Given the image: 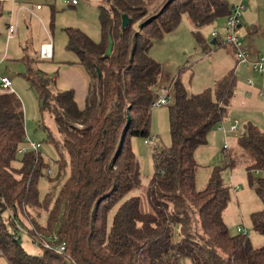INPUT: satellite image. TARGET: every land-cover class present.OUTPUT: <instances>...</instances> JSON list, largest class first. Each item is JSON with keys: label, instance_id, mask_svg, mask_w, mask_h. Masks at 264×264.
I'll use <instances>...</instances> for the list:
<instances>
[{"label": "trees", "instance_id": "trees-1", "mask_svg": "<svg viewBox=\"0 0 264 264\" xmlns=\"http://www.w3.org/2000/svg\"><path fill=\"white\" fill-rule=\"evenodd\" d=\"M3 6L0 1V17ZM54 10L49 4L45 29L51 40ZM96 11L97 41L77 27H62L64 50L71 59L53 61V41L51 56L40 57L45 36L32 55L27 53L29 34L20 47V75L35 94L46 142L55 156L53 170L39 151L40 142L36 150L18 152L27 145L22 104L14 91H0V256L8 264H180L183 258L190 264H264V244L253 247L244 228L245 233L237 227L230 234L223 220L231 195L223 172L243 165L261 202V209L250 214L251 227L264 237V131L243 125L231 150L222 149L224 159L204 166V186L195 184L200 167L196 150L207 144L208 134L227 113L233 73L197 93L186 89L179 72L174 76L163 106L170 145L151 148L154 173L144 187L130 144L131 137L142 138L144 144L149 138L148 147L156 140L150 137V125L161 66L148 53L151 44L172 31L182 15L203 44L200 30L224 20L228 2L98 0ZM122 14L129 18L123 29ZM108 38L112 46L106 55ZM65 66L77 67L86 80L82 108L72 88L56 86ZM43 177L48 186L40 198L38 181ZM21 232L40 249L38 254L25 252ZM52 234L54 241L47 239ZM39 239L63 243L65 251L44 248Z\"/></svg>", "mask_w": 264, "mask_h": 264}, {"label": "rangeland", "instance_id": "rangeland-1", "mask_svg": "<svg viewBox=\"0 0 264 264\" xmlns=\"http://www.w3.org/2000/svg\"><path fill=\"white\" fill-rule=\"evenodd\" d=\"M0 1L4 5V12L0 17V58L6 53V58L0 59V76H7L9 78L14 93L21 101L24 114L25 135L31 140L41 143L39 151L44 157V160L47 161L49 169L53 170L55 156L51 146L46 142V133L40 123V114L37 108L35 94L29 88L26 80L20 75L24 70V65L18 61V58L21 56L20 47L24 44L29 34L31 41H28L27 53L29 55L33 54L32 51L37 48L38 43L44 39V36L46 37L44 27L48 25L50 20L49 4H53L55 9L53 11V28L52 30L49 29L52 33L53 41L52 60L57 61L64 57V59L70 57L71 53L64 50L62 27H77L84 33H94L99 38L96 11L98 0H78L76 8L62 6L60 0H30L32 2L20 0ZM35 1H41L43 3L42 9L37 11V16H29L26 11L20 10L15 33L17 35L14 36L15 38L13 37V39L11 38L6 42L3 35L7 12L11 10L14 13L18 6H32L30 3ZM226 1L231 5L238 0ZM244 4L245 9L241 15V22L244 19L245 24L250 22L257 23L258 19L263 18L264 1L246 0ZM245 12L247 13L248 19L244 15ZM22 18L25 20L26 25L23 24ZM25 26L27 28L24 30ZM82 28L86 29V32ZM222 28L223 19H218L211 25L205 26L201 32L205 40L201 44L195 40L190 26H188L186 20L182 19L181 16L178 25L172 31L165 33L160 39L155 40L149 47L148 53L154 60L161 64V70L167 76H165L167 80H170L173 75L176 76L179 72L180 80L190 92H194L195 86L198 85H204L200 88V91L206 88H212L216 79L219 80L227 75L221 70L220 72H223L224 75L222 74V76L216 79L214 78L213 80L209 79L212 74L216 75V73H220L218 72L220 62L216 58L218 56L220 57V55L223 58L225 55L231 57L230 51L232 52V47L229 44L216 42L211 45L209 43L211 33L217 31L218 34H221L223 31ZM247 40L255 45L259 51H264V29L262 35H258L256 38L255 36L252 37V35H249ZM241 41L247 44L243 39ZM218 51L220 53L215 56ZM45 64H49V60ZM246 75L250 77L251 86L244 84L242 76L240 77L239 83L244 85H241L242 87L239 86L240 88L238 89H234V94L230 102V107L232 105L234 108L232 111L229 108L221 122L210 131L207 136V144L196 150V161L200 166L195 179L196 188L198 189H201L206 181L207 171L204 166L220 162L224 159V155L222 154L224 140H226L229 147L226 151L231 150L235 135L232 132L229 133L228 129L234 120H237L241 127L247 123H251L264 131V77L253 72ZM246 79L243 77L244 81ZM235 83L238 86V82ZM58 84L62 85L60 81L57 82L56 80V86ZM167 86V84L164 85V87ZM160 87L163 88L161 79L158 82V92ZM260 93L263 94V97H259ZM44 124L51 127V123H48L45 118ZM219 126L223 127L224 132L218 129ZM241 127L238 133L241 132ZM151 136H155L156 140H152L154 142L149 147L143 143L142 138H130L131 149L139 165L141 187L146 185L154 173L150 154L151 148L154 145L163 147L170 145L166 107H155L152 109ZM242 167L243 165H237L233 170L230 171L227 169L223 172L224 181L229 185L231 192L230 200L223 212V220L230 234H236L237 227L244 228L250 244L253 247H260L264 244V237L252 229L250 214L261 209V202L255 195L253 189L249 187ZM47 186L46 177L38 181L40 198H43L46 193ZM138 193L142 194L143 191L140 190ZM140 197L141 203L143 204L145 198ZM20 243L25 252L29 254H38L40 252V249L30 241L24 232L20 233ZM0 264H8L2 256H0ZM180 264H190V262L187 258H183Z\"/></svg>", "mask_w": 264, "mask_h": 264}, {"label": "built area", "instance_id": "built-area-1", "mask_svg": "<svg viewBox=\"0 0 264 264\" xmlns=\"http://www.w3.org/2000/svg\"><path fill=\"white\" fill-rule=\"evenodd\" d=\"M62 4L65 6H74L77 4L78 0H60ZM245 0H238L237 2L229 5V12L224 17L223 20V28L222 33L218 34L217 31H213L210 35L211 39H216L220 43L229 44L232 47L233 54H234V70L237 67L243 66L248 68L249 70L263 75L264 76V52L260 53H252L249 47L241 41V37L239 34V28L241 25V15L245 9ZM41 5L39 3L33 4L32 6H18L14 13L10 10L7 12V20L4 23L5 29V39L8 41L9 39L13 38L16 33L17 22H18V13L20 10L26 11L31 16H37V11L40 9ZM45 28V27H44ZM46 40L41 42L39 45V56L42 58H49L52 52V40L50 34L46 31ZM247 84L251 85L250 80H247ZM0 91L4 92H13V88L11 87V82L7 76H0ZM171 96L170 87H160L158 96L156 97L152 107H163L167 105L169 98ZM237 121H233L230 125L228 131L229 133L232 132L234 135L238 133L241 126H238ZM219 130L224 132L223 127L219 126ZM155 137V136H153ZM26 144L18 149L19 153H23L27 147L32 150H36L39 147V143L30 140L28 137L25 138ZM145 144H149V138L144 140ZM223 149H228V144L226 140H224ZM49 174V170H47ZM253 174L257 175L258 171H253ZM11 217V215L9 214ZM242 230V233H245V230L241 227H238L237 230ZM14 234V238L17 235ZM48 240L54 241L56 236L54 234L48 236ZM38 244L44 248L54 249L56 252H64V244L57 243L51 244L49 241L45 239H39Z\"/></svg>", "mask_w": 264, "mask_h": 264}, {"label": "crops", "instance_id": "crops-1", "mask_svg": "<svg viewBox=\"0 0 264 264\" xmlns=\"http://www.w3.org/2000/svg\"><path fill=\"white\" fill-rule=\"evenodd\" d=\"M20 1H28V2H32V1H30V0H20ZM246 1V0H245ZM259 1V0H258ZM262 1H264V0H262ZM36 3H39V4H43L41 1H35V2H33V3H30L31 5H33V4H36ZM62 6L64 5V4H61ZM77 5H78V2H77V4L75 5V6H67V7H70V8H76L77 7ZM65 6V5H64ZM42 9V8H41ZM244 15H246V18L248 19V17H247V13L245 12V14ZM244 18V17H243ZM182 19H185L186 20V22H187V24H188V26H190V24H189V19L187 18V16L186 15H182ZM219 19H222V18H219ZM218 20V19H217ZM216 20V21H217ZM209 26V25H208ZM207 27V26H206ZM204 28V27H203ZM203 28L200 30V36H201V38L203 39V41L205 40L204 39V35L201 33L202 32V30H203ZM84 31L86 30V29H84V28H82ZM190 29H191V27H190ZM263 29H264V16H263V18L262 19H258L257 20V23H252V22H250V23H248V24H245L244 23V19H243V22H241V25H240V28H239V34H240V37H241V40L243 39L244 41H246L247 42V46L249 47V49H250V51L252 52V53H260L261 51H259L256 47H255V45H253L252 43H250V42H248V40H247V37L249 36V35H252V37H254L255 36V38L256 37H258V35L260 36V35H262L263 34ZM5 32V31H4ZM86 32V31H85ZM5 34V33H4ZM91 39H93L94 41H97L98 40V37H97V35L96 34H94V33H91V34H87ZM192 36V35H191ZM210 39V44L211 45H213L215 42L213 41V40H215L216 42H219L218 40H216V39H211V38H209ZM6 40V39H5ZM44 41V40H43ZM42 41V42H43ZM7 42V41H6ZM252 42H253V39H252ZM248 43H250V44H248ZM218 46V45H217ZM205 50H207V49H205ZM204 50V51H205ZM155 52H156V50H154ZM264 52V51H263ZM218 53H220V51H218L216 54H215V56L216 55H218ZM230 54H231V57L230 56H226L225 54V56H224V58L222 57V55H220V57L218 56L216 59L220 62V65H219V67H220V69H219V71L218 72H220L221 70H223V72L224 73H233V76H234V87H233V92H234V89H238V88H240L239 86H241V85H244V84H247V80H250V77L248 76V75H246V74H250V73H252L253 71H251V70H249L248 68H245V67H243V66H239V67H237L236 68V70H234V54H233V50H232V52L230 51ZM4 55V54H3ZM5 55H6V53H5ZM65 58V57H64ZM64 58H62V59H64ZM68 58H72L71 56L70 57H68ZM67 59V58H66ZM60 60V59H59ZM65 60V59H64ZM160 66H161V64H160ZM223 72H220V73H216V75L214 74H212L211 76H210V78L209 79H216V78H218L219 76H222V74L224 75V73ZM253 73H255V72H253ZM258 75H260V74H258ZM166 75H164V72H163V70H161V73H160V77L161 78H159V81H160V79H161V83H162V86H164V85H168L170 82H171V80L174 78V75L171 77V79L170 80H167L166 79V77H165ZM242 76V81L244 82V84H241V83H239L240 82V77ZM261 76H263V75H261ZM164 77H165V80H164ZM243 77H245V81L243 80ZM264 77V76H263ZM56 80H57V82H61L62 83V85H57V87L58 88H60V89H65V88H72L73 89V91H74V96H73V98H74V101H75V103H76V105H77V107L78 108H82L83 107V105H84V96H85V88H86V80H85V78L83 77V75H82V73H81V71L77 68V67H74V66H65V67H61L60 69H59V72H58V75H57V77H56ZM217 80V79H216ZM235 82H238V86H236V83ZM250 82H251V80H250ZM248 86H251V85H249V84H247ZM202 86H204V85H198V86H195V89H194V92H191V93H197L198 91H200V88H202ZM242 87V86H241ZM249 89V88H248ZM189 91V90H188ZM190 92V91H189ZM232 92V97H233V93ZM232 97L229 99V102H228V109H227V112H228V110H229V108H230V111H232V109L234 108L232 105H231V107H230V102H231V99H232ZM259 97H263V94L262 93H260L259 94ZM264 108V107H263ZM227 114V113H226ZM234 121H237V120H234ZM238 122V121H237ZM233 123V122H232ZM238 124V126H241L240 125V123L238 122L237 123ZM229 148V147H228Z\"/></svg>", "mask_w": 264, "mask_h": 264}, {"label": "water", "instance_id": "water-1", "mask_svg": "<svg viewBox=\"0 0 264 264\" xmlns=\"http://www.w3.org/2000/svg\"><path fill=\"white\" fill-rule=\"evenodd\" d=\"M128 16L126 14H122L121 18H120V28L123 29L124 26L127 24L128 22ZM111 46H112V40L110 38H108L107 41V46H106V50H105V54L109 55L111 52Z\"/></svg>", "mask_w": 264, "mask_h": 264}]
</instances>
